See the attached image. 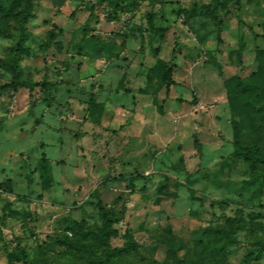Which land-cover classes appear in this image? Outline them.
Returning <instances> with one entry per match:
<instances>
[{
	"label": "rangeland",
	"instance_id": "1",
	"mask_svg": "<svg viewBox=\"0 0 264 264\" xmlns=\"http://www.w3.org/2000/svg\"><path fill=\"white\" fill-rule=\"evenodd\" d=\"M93 2L33 0L23 33L0 10V86L50 84L0 95V264H106L100 208L118 264H264V165L232 143L264 149L237 95L264 86V0Z\"/></svg>",
	"mask_w": 264,
	"mask_h": 264
},
{
	"label": "trees",
	"instance_id": "2",
	"mask_svg": "<svg viewBox=\"0 0 264 264\" xmlns=\"http://www.w3.org/2000/svg\"><path fill=\"white\" fill-rule=\"evenodd\" d=\"M64 0H57V3L59 6L63 4ZM108 5L111 7V10L109 12L110 18H116L118 14L120 13H126L129 10L127 6L120 5L119 0H94L92 7L95 9L99 6H105ZM33 8V0H0V10L5 13L6 16H12L18 21L20 31L25 30L26 25L30 21L31 13ZM176 59L175 52L172 53V60L169 64H165L162 62V80L163 83L166 86V94L168 95L170 93L171 87L174 85V80L172 78L173 73V61ZM257 60L264 62V50L257 49ZM230 82V81H229ZM228 82V83H229ZM50 84L47 82H30L27 80L22 79V72L20 69V66L15 65L14 67V76L12 80L0 86V95L6 90L12 89L14 91H17L19 88H28L31 92V95L36 87H43L47 91L49 90ZM247 95L248 98L244 101L245 107L249 110H252L260 119L258 122V127L261 129V131H264V86L260 84L257 80L256 81H250L247 84L241 86V88L238 90L237 95ZM262 101V104H259V102ZM233 146L235 150V154L245 160V161H254L257 164H263L264 165V149H262L258 145L254 146H246L241 141L239 136H235L233 140ZM40 172L42 179L47 183H54V180L49 172V165L48 161L45 156H43L40 160ZM253 180H260L261 183H264V175H253L251 177ZM100 211L104 214V217L107 222V232L104 234V242L108 250H110V253L106 256V264H118L115 262L114 257H116L122 250L110 249V237L113 233V225H114V219L113 216L107 212L104 211L103 208H100ZM233 223V230L230 232V242L235 241L234 233L237 228V225L240 223V219L235 217L233 219H230ZM228 242V244L230 243ZM168 249L172 252L173 255H175L178 248H176L172 244H168ZM227 244H220L218 247L214 249V256L216 254H224L226 253ZM216 253V254H215ZM14 261L20 262L23 261L24 264H27V254L25 252L17 253L13 255ZM174 264H180V260L176 259L174 261Z\"/></svg>",
	"mask_w": 264,
	"mask_h": 264
}]
</instances>
